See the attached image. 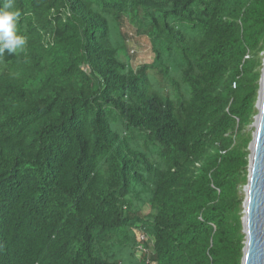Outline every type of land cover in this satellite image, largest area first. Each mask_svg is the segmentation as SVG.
Here are the masks:
<instances>
[{"label": "trees", "instance_id": "16d2710c", "mask_svg": "<svg viewBox=\"0 0 264 264\" xmlns=\"http://www.w3.org/2000/svg\"><path fill=\"white\" fill-rule=\"evenodd\" d=\"M14 7L27 45L0 57V264H241L264 0ZM127 21L151 63L129 64ZM135 228L153 243L139 259Z\"/></svg>", "mask_w": 264, "mask_h": 264}, {"label": "water", "instance_id": "95a60500", "mask_svg": "<svg viewBox=\"0 0 264 264\" xmlns=\"http://www.w3.org/2000/svg\"><path fill=\"white\" fill-rule=\"evenodd\" d=\"M256 109L248 146V179L241 219L245 236L241 264H264V59Z\"/></svg>", "mask_w": 264, "mask_h": 264}, {"label": "rangeland", "instance_id": "374dc122", "mask_svg": "<svg viewBox=\"0 0 264 264\" xmlns=\"http://www.w3.org/2000/svg\"><path fill=\"white\" fill-rule=\"evenodd\" d=\"M134 31H135L134 25L131 23H128V21H127L126 26L123 28V32L129 34V37H131V39H129L127 41L130 54L133 55L129 61V64H131L132 67L136 68L140 65L151 63L153 61L154 57H153V54L151 52L149 41L146 38H142V37H138V36L135 37V35L133 34ZM116 42H118V44L122 45L123 51L127 50L126 45H124L123 42H119V39ZM263 59H264V52L262 53V61H263ZM255 117H254V120H255ZM248 130L251 131V138H252V135H253L252 125H250L248 127ZM245 187H246V185L242 188L243 193H244ZM244 199H245V194H244ZM146 203H147V200H146V197H144V196H140V198L138 200H134L133 205L135 206V208H137L139 210L140 215L145 216L146 214H148L150 212L149 205ZM243 203H244V201H243ZM242 214H243V210H242ZM242 218H243V216H242ZM139 230L140 229H138V228L134 229L135 235H137ZM136 239H137V236H136ZM152 245H153L152 240H150L148 238L146 241V246H145L148 251H152ZM141 255H142L141 252L137 249V251H135L136 258H138V259L141 258Z\"/></svg>", "mask_w": 264, "mask_h": 264}, {"label": "clouds", "instance_id": "9594fccd", "mask_svg": "<svg viewBox=\"0 0 264 264\" xmlns=\"http://www.w3.org/2000/svg\"><path fill=\"white\" fill-rule=\"evenodd\" d=\"M21 12L14 7V0H0V57L23 50L27 38L19 34Z\"/></svg>", "mask_w": 264, "mask_h": 264}, {"label": "built area", "instance_id": "2783aa9c", "mask_svg": "<svg viewBox=\"0 0 264 264\" xmlns=\"http://www.w3.org/2000/svg\"><path fill=\"white\" fill-rule=\"evenodd\" d=\"M136 236H137L138 243H140L141 245L146 243L147 237L142 232H138ZM141 245L139 246V251L142 252V253H148L147 248H144Z\"/></svg>", "mask_w": 264, "mask_h": 264}, {"label": "bare ground", "instance_id": "6f19581e", "mask_svg": "<svg viewBox=\"0 0 264 264\" xmlns=\"http://www.w3.org/2000/svg\"><path fill=\"white\" fill-rule=\"evenodd\" d=\"M148 239V238H147ZM140 246V245H139ZM138 250H139V247H138ZM142 253V252H141Z\"/></svg>", "mask_w": 264, "mask_h": 264}]
</instances>
